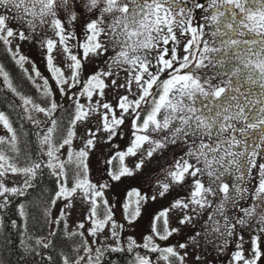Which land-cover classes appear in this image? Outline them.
<instances>
[{"label":"snow or ice","instance_id":"6c2138e0","mask_svg":"<svg viewBox=\"0 0 264 264\" xmlns=\"http://www.w3.org/2000/svg\"><path fill=\"white\" fill-rule=\"evenodd\" d=\"M0 128V264H264V0H0Z\"/></svg>","mask_w":264,"mask_h":264},{"label":"rangeland","instance_id":"374dc122","mask_svg":"<svg viewBox=\"0 0 264 264\" xmlns=\"http://www.w3.org/2000/svg\"><path fill=\"white\" fill-rule=\"evenodd\" d=\"M23 51H24V53H25L26 55H29V56L31 57V59H33V60L36 61L37 66L39 67L40 71H41L44 75H48V73L45 71L44 64H43V62H42V58H41L40 53H39L38 51L33 52V51H32L30 48H28L27 46L24 47ZM96 66H97L96 63H89V64H88V69L91 70L92 68H94V67H96ZM26 67H28V68H29V71H31V65H30V64H29V65H26ZM124 75H125V74H124L123 72H120V79H121V81L124 79ZM38 83H42V81H38ZM121 91H122V90H121ZM114 95H115L114 91H109V93H108V99H109V100H113V99H114ZM57 98H58L59 100H61V102L63 101V98L59 97L58 94H57ZM93 122H94V121H93ZM80 131L83 132L84 129L81 128ZM3 134H5V133H4L3 129L0 128V135H3ZM78 200H79V198H77V201H78ZM78 206H79V205H78ZM77 215H78V213H77ZM73 218L75 219L76 217L74 216Z\"/></svg>","mask_w":264,"mask_h":264},{"label":"trees","instance_id":"16d2710c","mask_svg":"<svg viewBox=\"0 0 264 264\" xmlns=\"http://www.w3.org/2000/svg\"><path fill=\"white\" fill-rule=\"evenodd\" d=\"M29 88H31V85H25V91H28ZM31 90H32L33 93L35 92L34 88H32Z\"/></svg>","mask_w":264,"mask_h":264}]
</instances>
